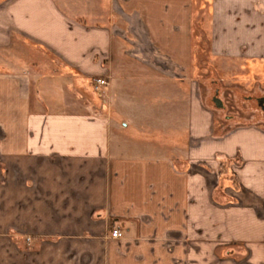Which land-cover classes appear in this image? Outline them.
Wrapping results in <instances>:
<instances>
[{
  "label": "crops",
  "instance_id": "0c3cea01",
  "mask_svg": "<svg viewBox=\"0 0 264 264\" xmlns=\"http://www.w3.org/2000/svg\"><path fill=\"white\" fill-rule=\"evenodd\" d=\"M211 71L264 111V0H0V264H264V123Z\"/></svg>",
  "mask_w": 264,
  "mask_h": 264
},
{
  "label": "rangeland",
  "instance_id": "374dc122",
  "mask_svg": "<svg viewBox=\"0 0 264 264\" xmlns=\"http://www.w3.org/2000/svg\"><path fill=\"white\" fill-rule=\"evenodd\" d=\"M201 51L197 50L196 54ZM205 74L206 72L203 71ZM214 72L211 71L210 76L201 82V88L204 92V100L208 108L215 113L216 118L225 119L227 117H234L236 120L247 123L248 121L254 123H264V111L261 108L260 98L258 95L254 96V93L247 91L248 88L237 87V81H231L226 83L225 81L218 82ZM215 79L217 80L215 82ZM243 89V90H242ZM221 100L222 107H217L220 104L215 102V99ZM7 219V213L5 215ZM14 231L9 229L8 225L0 226V249L5 250L7 255L8 249L11 247L9 241L10 236L14 235ZM34 238L31 235L24 234L22 237H18L14 243L23 252L32 253L30 259L37 261L36 256L38 252L46 243L42 242V239ZM11 245V246H10ZM6 257V256H5ZM8 260V257L5 258ZM8 262L6 261V264Z\"/></svg>",
  "mask_w": 264,
  "mask_h": 264
},
{
  "label": "built area",
  "instance_id": "2783aa9c",
  "mask_svg": "<svg viewBox=\"0 0 264 264\" xmlns=\"http://www.w3.org/2000/svg\"><path fill=\"white\" fill-rule=\"evenodd\" d=\"M97 84H98V85H101V86H104V85L106 84V82H105L104 80H98V81H97ZM122 236H123V234H122V232L120 231V229H115V230H113L112 233H111V237H112L113 239H120V238H122Z\"/></svg>",
  "mask_w": 264,
  "mask_h": 264
}]
</instances>
